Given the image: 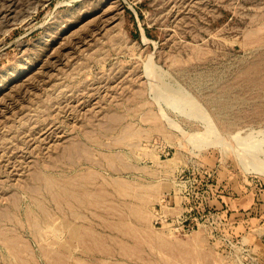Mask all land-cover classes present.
Instances as JSON below:
<instances>
[{
    "label": "rangeland",
    "instance_id": "1",
    "mask_svg": "<svg viewBox=\"0 0 264 264\" xmlns=\"http://www.w3.org/2000/svg\"><path fill=\"white\" fill-rule=\"evenodd\" d=\"M0 264H264V0H0Z\"/></svg>",
    "mask_w": 264,
    "mask_h": 264
},
{
    "label": "bare ground",
    "instance_id": "2",
    "mask_svg": "<svg viewBox=\"0 0 264 264\" xmlns=\"http://www.w3.org/2000/svg\"><path fill=\"white\" fill-rule=\"evenodd\" d=\"M249 161V160H248ZM250 162V161H249ZM256 162V161H255ZM253 165V164H252ZM255 165V164H254ZM259 165V164H258Z\"/></svg>",
    "mask_w": 264,
    "mask_h": 264
}]
</instances>
